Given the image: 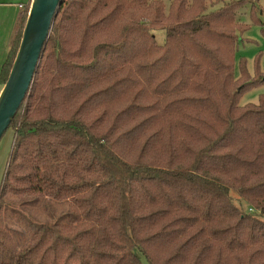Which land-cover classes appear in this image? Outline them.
<instances>
[{
	"label": "trees",
	"instance_id": "trees-1",
	"mask_svg": "<svg viewBox=\"0 0 264 264\" xmlns=\"http://www.w3.org/2000/svg\"><path fill=\"white\" fill-rule=\"evenodd\" d=\"M217 1H61L5 132L0 264H264V99L238 105L264 77L234 78L245 2Z\"/></svg>",
	"mask_w": 264,
	"mask_h": 264
},
{
	"label": "rangeland",
	"instance_id": "rangeland-1",
	"mask_svg": "<svg viewBox=\"0 0 264 264\" xmlns=\"http://www.w3.org/2000/svg\"><path fill=\"white\" fill-rule=\"evenodd\" d=\"M2 1H11L12 6H16L17 8L18 4L26 5L28 0H25L23 2H17L20 0H2ZM245 5L242 6L241 9L236 14V23L238 26H248V28L242 32V34H239L238 38V45L236 48V57L234 62V78L237 80L240 76L239 72V63L240 60L243 59L245 62L246 70L248 74L253 77L256 73V65H258V70L260 73L263 74L264 77V36L261 33V28L252 25L250 20V7L255 6V9L257 11V16L260 20L264 22V0H244ZM221 4L217 0H204V8L208 10H215L219 8ZM24 7V6H22ZM9 11H13V9L9 8ZM10 13V12H8ZM7 17L8 15L6 13L3 14L1 25L4 26L7 24ZM17 22H12V32L7 33H0V34H9L8 35V41L11 40L12 34L14 32V27ZM1 29V28H0ZM3 31V29H2ZM153 35L155 36V39L158 44H163L165 34L163 31H156L153 32ZM260 99H264V84L259 85L257 87L252 88L251 90L245 92L238 101V105L240 107H244L246 105H257L260 102ZM13 139V132L8 131L3 138L0 140V183L3 175V171L5 169V165L8 159V154L10 150V146ZM57 204V203H56ZM67 209V203L60 202L58 206V212L53 215V217H50L47 215L38 214L37 221L40 223H48V222H57V223H65L67 221V218L65 216H62L63 213H65ZM34 215V213H33ZM24 216V215H20ZM21 221L23 220L25 223V218L23 219L21 217ZM20 228H23L25 224L18 223ZM27 226V225H26ZM14 228L20 229L18 226H14ZM21 231L23 229H20ZM32 231V228H26L23 231V235H28L27 233Z\"/></svg>",
	"mask_w": 264,
	"mask_h": 264
},
{
	"label": "water",
	"instance_id": "water-1",
	"mask_svg": "<svg viewBox=\"0 0 264 264\" xmlns=\"http://www.w3.org/2000/svg\"><path fill=\"white\" fill-rule=\"evenodd\" d=\"M61 1H31L17 53L0 91V140L27 96Z\"/></svg>",
	"mask_w": 264,
	"mask_h": 264
},
{
	"label": "crops",
	"instance_id": "crops-1",
	"mask_svg": "<svg viewBox=\"0 0 264 264\" xmlns=\"http://www.w3.org/2000/svg\"><path fill=\"white\" fill-rule=\"evenodd\" d=\"M23 1H25V0H20L17 2H23ZM31 1L32 0H28L27 4L31 3ZM11 4H12L11 1L0 0V28H1L0 33H7V32L13 31L12 22H14V24H15V22H17L18 16L23 9V8L22 9L20 8L21 4H18L17 8H15L16 6H12ZM26 5H22V6H26ZM9 8L13 9V11H9L8 10ZM8 12H10V13H8ZM4 13H6L8 15L7 21H6L7 24L5 26L3 24L1 25V22H2L1 17H3ZM15 27H16V25H15ZM2 29H3V31H2ZM8 35L9 34H0V69H1V66L4 63V61L7 57V54L9 52V49H10V41L11 40L8 41ZM12 36H13V34H12ZM0 91H1V86H0Z\"/></svg>",
	"mask_w": 264,
	"mask_h": 264
},
{
	"label": "built area",
	"instance_id": "built-area-1",
	"mask_svg": "<svg viewBox=\"0 0 264 264\" xmlns=\"http://www.w3.org/2000/svg\"><path fill=\"white\" fill-rule=\"evenodd\" d=\"M20 8L22 9L23 7H22V6H20Z\"/></svg>",
	"mask_w": 264,
	"mask_h": 264
}]
</instances>
